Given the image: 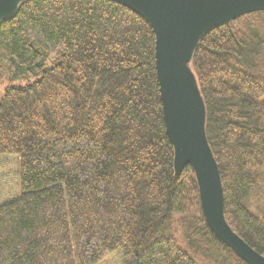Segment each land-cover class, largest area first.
Wrapping results in <instances>:
<instances>
[{
	"label": "trees",
	"instance_id": "obj_1",
	"mask_svg": "<svg viewBox=\"0 0 264 264\" xmlns=\"http://www.w3.org/2000/svg\"><path fill=\"white\" fill-rule=\"evenodd\" d=\"M190 67L225 220L264 257V10L204 33ZM23 80L0 98L21 192L0 204V264H248L208 227L193 169L175 175L144 18L24 0L0 22V83Z\"/></svg>",
	"mask_w": 264,
	"mask_h": 264
},
{
	"label": "water",
	"instance_id": "obj_2",
	"mask_svg": "<svg viewBox=\"0 0 264 264\" xmlns=\"http://www.w3.org/2000/svg\"><path fill=\"white\" fill-rule=\"evenodd\" d=\"M24 0H0V22ZM144 18L155 35V68L167 136L174 149V171L195 174L202 215L212 233L248 264H264L228 225L218 166L208 145L204 105L186 69L195 46L208 30L240 15L264 10V0H113Z\"/></svg>",
	"mask_w": 264,
	"mask_h": 264
},
{
	"label": "rangeland",
	"instance_id": "obj_3",
	"mask_svg": "<svg viewBox=\"0 0 264 264\" xmlns=\"http://www.w3.org/2000/svg\"><path fill=\"white\" fill-rule=\"evenodd\" d=\"M186 69L188 73L191 75V77L194 79L197 87L195 74L193 73L190 67V60L186 63ZM26 83L27 81L25 80L16 81L11 84L7 81H3L2 83H0V98L3 96L4 90L8 86L12 85L15 87H19V86H24ZM18 177H19V158L16 156L0 155V204L20 196L21 192L19 189ZM121 259H122L121 256L116 255V259L112 257L109 263L120 264L122 261ZM196 259L198 264H206L205 262L206 258L204 256L202 257L196 256ZM108 261L106 262V264H108Z\"/></svg>",
	"mask_w": 264,
	"mask_h": 264
},
{
	"label": "bare ground",
	"instance_id": "obj_4",
	"mask_svg": "<svg viewBox=\"0 0 264 264\" xmlns=\"http://www.w3.org/2000/svg\"><path fill=\"white\" fill-rule=\"evenodd\" d=\"M148 232V231H147ZM144 233V232H143ZM141 234V233H140ZM162 235V234H161ZM153 236V235H152Z\"/></svg>",
	"mask_w": 264,
	"mask_h": 264
}]
</instances>
